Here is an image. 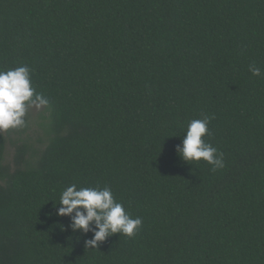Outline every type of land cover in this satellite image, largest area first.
<instances>
[{
    "label": "trees",
    "instance_id": "1",
    "mask_svg": "<svg viewBox=\"0 0 264 264\" xmlns=\"http://www.w3.org/2000/svg\"><path fill=\"white\" fill-rule=\"evenodd\" d=\"M22 65L49 117L13 169L0 132V264H264V0H0V69ZM205 115L215 172L176 152ZM72 184L140 231L85 248L55 215Z\"/></svg>",
    "mask_w": 264,
    "mask_h": 264
},
{
    "label": "clouds",
    "instance_id": "2",
    "mask_svg": "<svg viewBox=\"0 0 264 264\" xmlns=\"http://www.w3.org/2000/svg\"><path fill=\"white\" fill-rule=\"evenodd\" d=\"M249 71L253 76H261L259 67L250 65ZM30 72L27 65L0 69V132L26 127L25 117L29 108L50 106L49 100L36 92ZM213 118L205 115L201 119L190 120L176 152L183 162L191 164L203 160L215 172L225 165L224 154L204 139L211 135L208 125ZM57 205L55 215L70 217L68 227L73 232L79 231L82 235L92 233L91 239L84 240L85 248L97 249L100 242L114 234L135 237L143 225L140 217L132 218L124 205L116 200L109 186L78 189L76 184H72L62 191Z\"/></svg>",
    "mask_w": 264,
    "mask_h": 264
},
{
    "label": "rangeland",
    "instance_id": "3",
    "mask_svg": "<svg viewBox=\"0 0 264 264\" xmlns=\"http://www.w3.org/2000/svg\"><path fill=\"white\" fill-rule=\"evenodd\" d=\"M48 117L46 108L31 107L25 117L26 127L2 131L6 138L4 163L9 168L13 169L16 166V150L19 146L25 145L27 147L24 154L27 157L31 150L35 151L44 145L45 135L41 122L47 121Z\"/></svg>",
    "mask_w": 264,
    "mask_h": 264
}]
</instances>
